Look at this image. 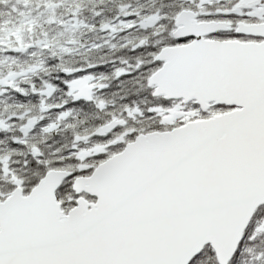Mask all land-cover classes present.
<instances>
[{"label": "snow or ice", "instance_id": "obj_1", "mask_svg": "<svg viewBox=\"0 0 264 264\" xmlns=\"http://www.w3.org/2000/svg\"><path fill=\"white\" fill-rule=\"evenodd\" d=\"M0 264H264V0H0Z\"/></svg>", "mask_w": 264, "mask_h": 264}]
</instances>
